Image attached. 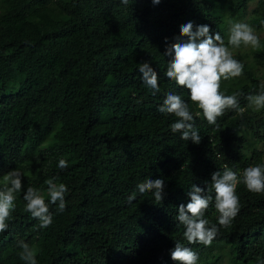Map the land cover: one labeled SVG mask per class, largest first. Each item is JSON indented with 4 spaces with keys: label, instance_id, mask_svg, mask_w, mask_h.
Instances as JSON below:
<instances>
[{
    "label": "trees",
    "instance_id": "16d2710c",
    "mask_svg": "<svg viewBox=\"0 0 264 264\" xmlns=\"http://www.w3.org/2000/svg\"><path fill=\"white\" fill-rule=\"evenodd\" d=\"M253 1L0 0V187L9 171L23 174L8 230L0 233V264H25L20 240L38 264H178L170 254L175 241L198 254L197 264L264 261V193L243 183L237 216L211 246L188 244L175 219L192 184L208 194L212 173L225 164L240 174L264 164V152L248 146L264 139V109L256 115L247 100L261 91L262 71L244 63L240 77L222 81L226 95L240 93L244 112L228 110L219 127L202 112L195 116L189 90L165 75L167 47L187 39L180 28L188 22L210 26L226 45L237 21L264 31V2L247 14ZM260 56L264 61V37ZM143 62L158 74L155 95L142 82ZM169 92L189 104L199 144L173 133L176 117L158 111ZM53 178L69 189L63 212L47 196L45 181ZM149 178L165 181L161 202L138 192ZM29 186L49 203L46 229L25 211ZM211 194L204 218L219 227Z\"/></svg>",
    "mask_w": 264,
    "mask_h": 264
},
{
    "label": "clouds",
    "instance_id": "9594fccd",
    "mask_svg": "<svg viewBox=\"0 0 264 264\" xmlns=\"http://www.w3.org/2000/svg\"><path fill=\"white\" fill-rule=\"evenodd\" d=\"M130 0H121L125 6ZM159 4L160 0H153ZM181 37L186 40L177 39L175 43L167 47L166 56L171 57L166 69V77L174 80L180 87L190 92V100L201 112L209 125L219 127L218 118L223 117L228 110H234L241 115L244 109L240 107L238 96L226 95L221 91L222 81H228L240 77L243 74L244 64L234 58L232 49L251 48L259 50L261 39L252 26L247 23H234L227 38V45L221 35L216 32L214 35L208 25L195 26L192 22L182 25L180 28ZM139 72L142 74L143 84L155 95L160 92L158 74L150 66L149 62L139 65ZM261 91L255 95H249L248 106L256 111L264 109V83L260 85ZM158 111L163 114L174 115L175 122L170 125L173 133H180L184 141L191 140L195 144L201 142V136L194 124L193 111L189 104L180 95L169 92L164 102L159 106ZM60 169L68 167V161L60 159ZM22 173L19 169L11 170L2 178L3 186L0 187V233L8 230L7 221L16 207V193L22 190ZM56 178L45 181L47 184V196L50 204L56 205L59 212L66 209V194L69 192L64 183L54 182ZM211 186L207 189L192 184L188 196L190 202L178 207V215L175 219L184 226V238L188 244H202L211 246L218 236L220 228H229L233 219L237 216L240 208L237 187L240 183L246 186L247 191L254 194L264 193V164L249 166L242 174L232 170L227 164L223 170L215 171L211 176ZM165 181L163 179H147L137 185L140 194L151 193L156 202L164 198ZM215 192L214 207L219 213L218 225L209 226L205 219V212L213 202L212 191ZM137 198L136 192L127 197L131 204ZM25 211L31 217L39 221L40 228H48L53 223V216L49 210V203H46L45 196L36 188L29 186L23 196ZM21 249L20 258L25 264H38L35 250L23 240L18 242ZM171 259L178 264H197L198 254L190 247H186L175 241V247L171 250ZM260 264H264L261 261Z\"/></svg>",
    "mask_w": 264,
    "mask_h": 264
},
{
    "label": "rangeland",
    "instance_id": "374dc122",
    "mask_svg": "<svg viewBox=\"0 0 264 264\" xmlns=\"http://www.w3.org/2000/svg\"><path fill=\"white\" fill-rule=\"evenodd\" d=\"M258 1H263L264 0H254L253 2L249 3L248 8H247V14L248 16L251 14V11L254 10L257 6H258ZM247 17V16H246ZM239 22H243V23H247V18L241 21H237L236 23ZM233 25V24H232ZM231 25V26H232ZM230 26V28H231ZM256 34L260 37V39L262 40L264 37V31H256ZM260 50H253L251 48H240V49H232L234 58L240 60L243 64L244 63H248V64H257L258 67L260 68V70L262 72H260V75L262 77V81L264 83V61L261 59L260 56ZM252 109V111L257 115L259 114L263 109L256 111L254 108L250 107ZM248 146L250 148H254L256 150H261L262 152H264V139L262 141L259 140H251L250 144H248ZM218 264H226V259H224L222 262L218 263Z\"/></svg>",
    "mask_w": 264,
    "mask_h": 264
}]
</instances>
